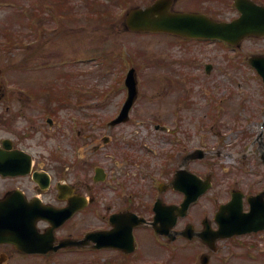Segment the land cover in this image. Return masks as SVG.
Returning <instances> with one entry per match:
<instances>
[{"label": "rangeland", "instance_id": "374dc122", "mask_svg": "<svg viewBox=\"0 0 264 264\" xmlns=\"http://www.w3.org/2000/svg\"><path fill=\"white\" fill-rule=\"evenodd\" d=\"M97 1V11L87 9L83 0H68L69 13L65 1L66 7L54 14L52 8L61 7L54 0H0V97L8 101L0 104V139H12L36 159L53 145L67 144L69 133L76 140L78 130L81 135L77 140L82 141V135L91 137L82 144L85 155L100 136L112 138L121 131L117 139L127 136L134 142L130 147L133 154H140L141 145H145L152 152H144V156L154 164L175 166L192 149L211 150L207 157L221 161L224 167L243 169L246 176L240 187L252 189V181L256 183L258 178L248 174L254 169L264 174L260 78L246 63L237 61L231 49L227 48L226 54L222 47L212 44L183 41L163 33L126 31L125 12L154 0ZM193 1L178 0L175 9L192 10L197 6ZM38 3H44L40 10L36 9ZM88 3L96 6L95 0ZM202 6L215 7L219 16H231L223 12L218 1L203 2ZM33 11L45 19L42 24L38 22V29L32 28ZM110 11L111 19L107 17ZM243 46L252 52H264V39H250ZM209 64L212 68L206 73ZM130 67L136 73L137 99L128 122L109 128L107 122L125 100L123 84ZM49 88L55 95L70 99L62 109L52 107L53 118L52 113L45 114L42 105L51 99L45 96ZM47 117H51V123ZM165 125L169 128L164 132ZM106 148L103 151L109 153ZM217 152L233 159L213 158ZM156 154L155 159L151 157ZM219 193V197L225 196V191L219 189ZM144 237L143 249L133 256L134 261L143 253V264L197 262L192 254L177 249L182 245H167L163 250L151 242L148 233ZM221 247L210 264H264V234L230 239ZM27 259L19 258L11 264L53 262L40 256ZM67 259L66 264L79 261L77 256ZM94 260L93 255H84L81 264H94Z\"/></svg>", "mask_w": 264, "mask_h": 264}, {"label": "flooded vegetation", "instance_id": "af4514ba", "mask_svg": "<svg viewBox=\"0 0 264 264\" xmlns=\"http://www.w3.org/2000/svg\"><path fill=\"white\" fill-rule=\"evenodd\" d=\"M208 1H201L196 6L197 11L202 12L203 10L200 9L203 8V2ZM78 134L80 135L81 132ZM111 134L114 132H110ZM119 135H122L121 131L114 134L112 138L105 139L108 147L106 148L105 143L103 149L110 150L109 153L102 151V147L93 146L90 151H86L85 155L83 151L85 148L82 144L87 140L85 138L91 137L89 134L82 135V141L76 140L68 147L53 146L52 149L45 151V154L36 159L32 154L31 170L26 176L5 178L0 175V197H3L7 192L19 191L32 203L55 209L67 207L68 197L73 198L78 207H81L84 198L89 200L86 206L78 208L74 212L70 220L54 230L56 239L54 244L71 238L82 240L89 232H98L96 240L85 242L86 247L83 248H63L48 254L47 256H50L47 259H51L53 264H65L64 259L56 260L65 252H77L79 264L85 253H95V262L103 260V264H116L114 255L107 258L97 257V254L113 253L126 259L129 256L125 252L130 247L129 234L132 232L136 247L141 246L145 241L144 233H148L150 227L145 223L155 219V207L158 206L159 214H162L164 207L162 204L165 206L181 204L184 195L180 190L169 186L174 173L173 175L165 174L162 169H159L150 174L148 160L144 154H133L132 148L130 150L131 144L126 140L127 136L123 135L124 137L117 139ZM239 144L238 142L234 146ZM197 149H192L185 154L181 166L202 180L209 177L210 180H219L220 183L224 182L226 185L225 174L230 170L223 171L224 166L221 161L212 159V156L207 157L212 154L211 150L199 149L200 153H198ZM262 150H264V146L261 144L260 151L262 152ZM200 154L204 155L203 159L197 158ZM222 156L225 157L223 153L217 152L213 158L219 159ZM225 158L230 161L232 156ZM234 170V173H231L227 178H231L235 185H239L244 178L243 169L234 168ZM96 174L97 178L101 180L95 181ZM149 178L152 180L162 179L165 183L160 187L158 181L157 189L153 188L150 191ZM190 183L196 190V186L193 184L194 178L190 179ZM260 183V179L256 183L252 181V189H248L251 193H246V195L259 193L261 191ZM209 193V191L206 192L196 203L189 206L187 214L180 217L175 226L168 230V236L162 237L164 241L175 243L187 240V238L195 240L194 234L204 230L205 224L214 227L211 204L204 199ZM169 215L172 214L169 213ZM166 219L167 217L160 216L159 221L163 227H166ZM37 226L42 231L50 227L44 221H39ZM108 244L113 246L92 249L96 245ZM200 248L204 250H200L199 258L207 261L210 257L206 256L211 253L205 246H200ZM29 256L40 255H24L17 252L13 246L0 243V264H11L16 259Z\"/></svg>", "mask_w": 264, "mask_h": 264}, {"label": "water", "instance_id": "95a60500", "mask_svg": "<svg viewBox=\"0 0 264 264\" xmlns=\"http://www.w3.org/2000/svg\"><path fill=\"white\" fill-rule=\"evenodd\" d=\"M174 0H156L146 8H133L126 14L125 27L134 32H165L188 38H215L224 40L231 45L238 43L246 36H264V6H258L249 0H236L235 6L240 16L231 23L216 22L203 14L173 12ZM249 62L257 69L264 81V57H253ZM134 71L131 70L126 78L129 89L128 99L123 107L118 122L126 120L135 97L136 88ZM9 143V141H8ZM3 142V145H8ZM15 153V152H14ZM14 153L0 149V170L7 171L14 160ZM12 154V155H11ZM252 200L251 212L242 214L236 224L218 236L230 237L235 234L257 231L264 228L255 226L256 211ZM32 236L35 231L32 226V211L24 201L4 200L0 202V242L13 243L18 249L32 250Z\"/></svg>", "mask_w": 264, "mask_h": 264}]
</instances>
